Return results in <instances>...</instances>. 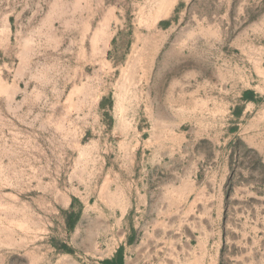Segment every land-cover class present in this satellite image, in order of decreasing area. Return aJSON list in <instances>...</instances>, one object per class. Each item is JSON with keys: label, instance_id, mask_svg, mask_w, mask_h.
Returning <instances> with one entry per match:
<instances>
[{"label": "rangeland", "instance_id": "1", "mask_svg": "<svg viewBox=\"0 0 264 264\" xmlns=\"http://www.w3.org/2000/svg\"><path fill=\"white\" fill-rule=\"evenodd\" d=\"M172 2L0 0V264L112 257L124 238L111 209L126 202L118 194L111 200L109 187L135 171L128 157L119 166V153L138 146L136 135L148 136L152 124L159 134L165 123L186 131L183 108L197 106L186 92L215 71L227 78L245 68L264 71V57L245 55L250 37L264 43V0ZM246 18L256 19L250 29ZM233 146L228 190L249 183L251 194L260 192L262 158L239 139ZM73 199L81 215L70 230L65 211ZM93 203L105 213L87 217ZM234 210L262 213V200H238ZM232 225L256 231L253 222ZM234 234L228 240L238 244V257H246V243L264 245ZM168 240L173 254L164 239H147L153 253L144 264H199L176 252L182 244L175 236Z\"/></svg>", "mask_w": 264, "mask_h": 264}, {"label": "crops", "instance_id": "2", "mask_svg": "<svg viewBox=\"0 0 264 264\" xmlns=\"http://www.w3.org/2000/svg\"><path fill=\"white\" fill-rule=\"evenodd\" d=\"M176 4L177 0H173L172 8ZM241 9L243 12L246 7ZM256 19L246 18L245 28L255 25ZM262 41L250 37L249 50L245 51L247 59L249 56L253 61L254 54L263 59ZM225 51L230 53L231 49H221L222 54ZM186 94L189 102L197 104L183 108L180 124L187 126L186 131L177 133L170 123H165L164 133L159 134L152 124L148 136L136 135L138 146L119 153V166L123 164L122 158L128 157L135 171L133 178L124 184L109 187L111 200L118 194L126 204L111 209L112 214H119L117 236L124 240L113 256L106 259L144 264L146 254L153 253L147 239H164L168 246L166 253L173 254V242L168 239L175 236L182 244L176 252L187 251L188 256L183 259L188 263L264 264L259 260L264 257V245L246 243L243 246L246 257L242 258L232 252L237 249L236 241L228 240L236 232L246 238L264 239V188L251 194L253 185L249 183L231 190L227 187L236 155L233 145L238 139L264 162V71L245 68L238 75L231 72L227 78L226 73L217 70L212 78L204 79L203 85L189 88ZM109 162L113 165V159L109 158ZM119 190L123 192L118 193ZM253 196L262 200V213L251 216L249 212L238 214L234 210L238 200ZM85 210L87 217L90 210L105 213L104 209L99 212L97 203L85 206ZM238 220L256 223V231L239 232L237 225H232Z\"/></svg>", "mask_w": 264, "mask_h": 264}, {"label": "trees", "instance_id": "3", "mask_svg": "<svg viewBox=\"0 0 264 264\" xmlns=\"http://www.w3.org/2000/svg\"><path fill=\"white\" fill-rule=\"evenodd\" d=\"M75 202L76 199H73L70 207L65 211L66 225L70 230H73L76 227L81 215L80 210H75ZM62 248L68 252H73V249L68 247L67 245H64ZM102 264H123V262L121 260L116 261L114 259H104L102 261Z\"/></svg>", "mask_w": 264, "mask_h": 264}]
</instances>
